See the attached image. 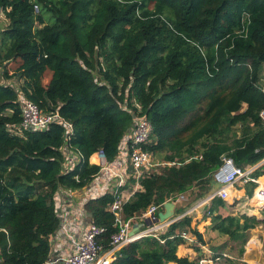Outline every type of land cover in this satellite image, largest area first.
<instances>
[{"label":"trees","instance_id":"16d2710c","mask_svg":"<svg viewBox=\"0 0 264 264\" xmlns=\"http://www.w3.org/2000/svg\"><path fill=\"white\" fill-rule=\"evenodd\" d=\"M0 17L6 21L1 80L20 83L18 90L0 82V264L47 262L60 223L54 195L92 180L99 172L88 162L94 153L114 160L137 112L134 103L152 126L145 150L165 152L175 165L141 179L142 190L122 207L124 219L196 185L194 199L202 198L223 157L241 169L264 160V0H0ZM12 61L19 65L9 75ZM20 95L72 123L70 140L54 123L15 133ZM237 126L240 137L230 138ZM66 144L81 159L65 172ZM251 176H264V164ZM254 189L249 182L247 197ZM113 199L105 194L85 205L90 220L105 229L104 250L117 230L108 212ZM227 206L211 201L207 229L241 245L242 254L249 231L264 227V209L261 219L218 213ZM191 222L185 217L170 225L163 243L144 237L124 246L111 264H198L177 256L182 232L204 244Z\"/></svg>","mask_w":264,"mask_h":264},{"label":"built area","instance_id":"2783aa9c","mask_svg":"<svg viewBox=\"0 0 264 264\" xmlns=\"http://www.w3.org/2000/svg\"><path fill=\"white\" fill-rule=\"evenodd\" d=\"M34 12L38 13L37 6H34ZM5 84L10 86L13 84V86H15L18 90L20 87V83L14 80L7 81ZM262 91L264 92V89H262ZM17 103L20 111L21 122L17 126L15 133L20 135L22 131H42L54 123L60 124L64 128L65 141L67 142L70 140L71 136L73 135V125L69 121L64 120L57 110L50 113H45L41 111L36 104L28 100L24 95H20L18 97ZM133 106L137 108V112L133 116L131 127L121 140L119 153L115 157V162L121 163V169L119 170L115 164L112 165L109 163L105 159L102 151L94 153L88 160L89 164L99 167L98 173L106 171L112 176L113 179H116V183L114 185L115 188L110 193L114 199L113 202L108 206V210L113 215V225L117 230L110 235L108 248L104 250L101 243L103 235L105 234V229L90 221L86 231L79 240L69 241L71 250L68 255L54 256L52 255L51 249L49 259L45 264H111L121 248L136 240L144 237H152L160 243H163L164 241L161 239V235L166 232L170 225L180 221L185 217H189L203 204H206V211L204 212V215L209 216V202L214 198H218L224 202L227 201L230 190L238 180L245 179V182L249 181L251 183H257L256 179L252 178L251 176L255 170L254 168H238L234 165L231 158L223 157L221 159L220 167L213 174V180L218 188L211 194L207 195L206 199L198 201L194 206L189 207L188 210H185L182 206L186 201L185 194L183 193L169 197L158 205L149 206L139 217L124 219L122 207L135 192L142 190L140 185L141 179L156 173L158 167H171L175 165V163L170 162L158 164L154 161L153 154L145 150L144 147L147 146L151 141L152 126L146 118H142L137 115L139 106L136 103H134ZM259 117L263 123L264 129V109L261 110ZM64 148L67 149V151H72L70 148H68L67 144ZM74 154H76V165L81 158L77 152L74 151ZM92 157L96 158L95 162L91 161ZM130 179L133 180V188L131 187L128 195H126L125 192H121L120 189L125 186ZM167 202L174 204L173 216L164 222H160L157 219V214L163 211V205ZM263 202V200L257 199V201L253 202V204L255 208L262 209L264 208ZM136 219L139 222L148 221L150 226L146 227L143 231L131 236L130 232L132 225ZM57 231L58 233L62 232L66 235L70 234L69 229L64 222H60ZM189 233L190 232L181 233V238L185 242H193V239ZM54 235H56V232ZM68 238L72 239L71 236H68ZM213 260L217 261L219 259H213L211 257L210 261L208 262L211 263ZM198 264H207V261L201 259L198 261Z\"/></svg>","mask_w":264,"mask_h":264},{"label":"crops","instance_id":"0c3cea01","mask_svg":"<svg viewBox=\"0 0 264 264\" xmlns=\"http://www.w3.org/2000/svg\"><path fill=\"white\" fill-rule=\"evenodd\" d=\"M8 81H11V80H8ZM62 152H63V156H64L63 171H70L75 166L76 154H74L73 150L67 151V149H65V148L62 150ZM91 161L95 162V160L93 158H91ZM109 163H111L112 165L115 164L119 168V170L122 167L121 163L115 162V158L113 161H111ZM260 163L261 164L259 166L264 164V160ZM257 179H258L257 183L259 185H261L260 180L264 179V176H261ZM115 183H116V179H113L112 176L105 171V172L98 173L96 176H94L92 178V180L85 187H83L80 190L67 191V190L61 189L59 192H57L54 195V207H55L56 214L58 215L60 222L66 223L70 234L66 235L65 233H62V232L58 233V231H56V235L50 236V238H49V240H50V251L52 249V255H54V256H65V255L69 254V252L71 250V245H70L69 241L70 240H74V241L79 240L82 237V235L84 234V232L86 231L87 226L89 225V223L91 221V220L89 221L90 216H88V214L85 210V205L91 200L98 199L105 194H110L111 191L115 188V186H114ZM128 186H129V181L126 183L125 186H123L121 188V192H123V193L125 192V194L128 195L131 187L133 188V186H131V187H128ZM263 186H264V184H263ZM217 188H218L217 185L212 186L209 191L213 192ZM236 192L238 193V196L240 198L244 197L245 191L243 189L236 190ZM184 194L186 197V201L183 203L182 206L184 207L185 210H188L189 207L194 206L195 203L202 200V199H197V200L194 199V197H196V195H197L195 187L192 188L190 191L184 193ZM205 196H206V194H205ZM205 207H206V204H203L199 209L196 210V212L191 214L190 218L193 220L194 219L196 220L197 217L194 218V215H196L197 213H199V215H200V211L205 209ZM222 211H224V210H222ZM251 214L252 215H250V216H254L257 219H261V215H260L259 211H257V209L251 210ZM143 223L144 222H139L137 219L134 220V223L132 225V229H133L134 225H138L139 229L137 230V233L143 231L146 228L145 226H142ZM203 223L206 225L203 226V232L200 231L202 234H204L207 227L210 225L209 220H205ZM194 227H195V225L192 226V228H194ZM132 229H131V231H132ZM209 233H210V236L213 238L218 236V234L216 232L209 231ZM68 236H71L72 239H69ZM204 239H205V235L203 236V240ZM201 245H207V244H205V243L200 244L197 242V240L195 243L184 241V244L180 245L177 248V256L188 258L190 261L196 260L197 259L196 256H198L197 255V248H198V246L201 247ZM207 252H209V251H207ZM167 264H175V263H167Z\"/></svg>","mask_w":264,"mask_h":264},{"label":"rangeland","instance_id":"374dc122","mask_svg":"<svg viewBox=\"0 0 264 264\" xmlns=\"http://www.w3.org/2000/svg\"><path fill=\"white\" fill-rule=\"evenodd\" d=\"M5 26H6V21H4V19H2L0 17V29L4 28ZM18 65H19L18 61H12L9 64H7L6 68H7L9 75L12 74L17 69ZM1 70L2 69L0 68V72H1ZM50 77H51V73L47 71L43 76V80H42L43 85H46L48 83ZM260 77H261L260 78V87H262V89H264V67L262 68V72H261ZM1 79H2V73H0V82L6 83L5 81H3ZM232 133H235L236 137H240L241 132L239 130V127L237 126V127L233 128L232 132L229 134L230 138L232 136ZM186 135L187 134H183L182 136L185 137ZM165 155H166L165 152L153 154L154 161L158 164L166 162L164 160ZM260 164L261 163H259L258 165H255V166H247V167L256 169ZM161 171H162V167H158L156 173H159ZM256 181H258V179H256ZM248 182L249 181L245 182V179H240L233 185L232 189L230 190L229 198L227 201H225L226 204L229 206H227L223 209L222 208L219 209L218 210L219 214H221L223 216H226V215L237 216V215H242V214L250 216V215H252L251 210L257 209V211H259V213L261 215V210L264 208H262V209L255 208V206L253 204V202L257 201V200H255L254 193L256 192L255 190L259 186V184L254 183L255 189L253 190L252 197L249 198L246 195V189H247ZM213 186H216L215 182H213ZM195 189H196V193H198L201 190V188L198 187L197 185L195 186ZM241 189H243L245 191V193H244V197L240 198L238 196V193L236 192V190H241ZM263 191H264V188L259 192V196L264 201V195L262 197V194H261V192H263ZM211 193L212 192L208 191L206 193V196H203L200 199H202V200L206 199L207 195H209ZM210 203H211V201L209 202V206H210ZM222 210H224V211H222ZM205 211L206 210L203 209L202 211H200V215H199V213L194 215V218L197 217L196 220L191 219L192 220L191 228L193 225H195V227L192 229H196L199 232L200 231L203 232V226L206 225L203 222L205 220H208L205 218L206 217V215H204ZM108 212H109V210H108ZM189 234L193 239L192 243H195L196 238L193 236L192 233H189ZM202 235L203 236L205 235L204 243L207 245H201V247L198 246L199 252L197 251L198 256H196L198 261L203 259V260L207 261V264H264V227L262 225H258L254 229L249 231V234H248L249 239H248L247 243L245 244V246L243 247V253L242 254H240L241 245H239L238 243L231 242L227 238L220 237L219 235L217 237L213 238L210 236L209 230H207V229L204 232V234H202ZM248 242H249V245H248ZM213 248L217 249V251L213 252V250H212ZM207 251H209V252H207ZM218 254L222 255V257L219 258V260H217V261L213 260V262H211V263L208 262V261H210L211 257L217 256Z\"/></svg>","mask_w":264,"mask_h":264},{"label":"water","instance_id":"95a60500","mask_svg":"<svg viewBox=\"0 0 264 264\" xmlns=\"http://www.w3.org/2000/svg\"><path fill=\"white\" fill-rule=\"evenodd\" d=\"M173 212H174V204L171 202H167L163 205V211L159 212L157 214V219L160 222H164L166 220H168L169 218H171L173 216ZM90 221V219H89ZM142 226L148 227L150 226V223L148 221H145ZM138 225H134L132 231L130 232V235L133 236L137 233L138 230ZM55 234V233H54ZM53 234V235H54Z\"/></svg>","mask_w":264,"mask_h":264},{"label":"bare ground","instance_id":"6f19581e","mask_svg":"<svg viewBox=\"0 0 264 264\" xmlns=\"http://www.w3.org/2000/svg\"><path fill=\"white\" fill-rule=\"evenodd\" d=\"M92 158L96 161V158H95V157H92ZM260 183H261V185H259L257 191L255 192V200H257V199H261V198L259 197V192L264 188V186H263V184H264V179H261V180H260ZM261 194H262V197H263V195H264V191L261 192ZM253 200H254V199H253ZM261 200H262V199H261ZM263 203H264V202H263Z\"/></svg>","mask_w":264,"mask_h":264}]
</instances>
